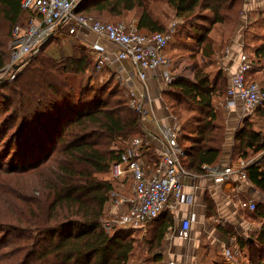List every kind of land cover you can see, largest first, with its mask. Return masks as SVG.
<instances>
[{
    "label": "trees",
    "instance_id": "1",
    "mask_svg": "<svg viewBox=\"0 0 264 264\" xmlns=\"http://www.w3.org/2000/svg\"><path fill=\"white\" fill-rule=\"evenodd\" d=\"M21 1L0 0V72L7 70L11 60L8 41L13 39V29L26 19ZM239 2L84 0L76 9L80 15L97 12L122 20L132 16L125 22L128 24L137 16V31L144 36L167 32L172 21L180 23L174 36L186 28L178 48L196 60L193 78L175 76L161 96L178 120V141L185 151L181 162L190 174H207L223 157L226 130L218 110L220 103L225 108L230 78L221 67L210 68L226 49L228 37L219 34V29L229 21L230 12L240 13ZM261 21L264 27V18ZM187 40L195 47L188 46ZM63 43L58 39L43 43L18 74L8 69L11 78L0 81V143H6L0 163L6 156L10 158V168L0 170L26 180L20 188L10 187L11 219L0 216V264L161 262L164 240L174 226L171 211H164L143 229L115 226L108 233L103 226L110 193L117 190L110 178L111 166L121 160L128 141L144 139L141 158L154 156L145 145L143 116L130 106L120 86L110 88L97 81L92 56ZM167 49L164 55L168 58ZM255 54L256 63L248 56L252 64L246 73L248 82L258 81L253 75L255 65L264 62V44ZM225 85L226 96L221 100L219 91ZM259 110L262 112L257 114L264 118V106L249 113ZM250 121L253 125L252 118ZM234 142L232 159L237 154L240 160L249 161L264 151L262 133L249 125L236 133ZM246 171L249 182L264 193L263 167L255 163ZM207 206L211 214L213 206ZM248 213L262 221L249 236L242 237L231 225L219 223L216 227L233 236L240 249H247L249 264H264V202ZM140 242L147 247V258L140 256Z\"/></svg>",
    "mask_w": 264,
    "mask_h": 264
},
{
    "label": "built area",
    "instance_id": "2",
    "mask_svg": "<svg viewBox=\"0 0 264 264\" xmlns=\"http://www.w3.org/2000/svg\"><path fill=\"white\" fill-rule=\"evenodd\" d=\"M84 0H22L21 6L26 13L23 24H17L12 32L11 60L7 67L20 71L30 60L32 52L49 40L76 41L82 46L85 41L79 37V31L85 29L100 39L115 44L120 48L118 60H130L135 66L137 78L145 82L148 72L164 68L162 74L163 86H168L174 79L173 74L168 71L169 59L164 51L169 47L179 22L174 21L165 33H157L151 36L141 35L132 23H107L91 17L77 14L76 9ZM95 55L100 52L98 69L104 63L111 66L113 63L103 60V47L99 44L91 46ZM244 53V52H243ZM96 56V55H95ZM251 60L245 54L242 55L240 64L231 75L227 92L225 108L236 109L241 104L245 113L252 112L258 107L264 106V85L259 81L248 82L246 73L251 69ZM163 87L160 92L164 90ZM134 96V97H133ZM130 106L141 113L146 124V142L149 146L154 139L160 140L163 150L160 155L161 161L152 168H145L141 163V152L144 149V139L133 138L128 141V149L121 156V160L111 166L110 178L115 184H124L128 178L132 181V194L130 197L123 196L120 191H112L108 201L109 208L115 210L110 220H104L103 226L108 233L115 226L129 229H143L152 220L159 217L164 211L175 212L179 204L184 200V177L190 174L183 166L181 159L185 151L180 147L178 141V120L171 114L172 124L167 126L147 109L146 103H153L154 96L151 91L145 92L137 97L130 91ZM264 155V153H263ZM262 157L256 160H239L233 162L229 158L227 164L221 169L213 170L215 182L222 184L230 180L232 176L244 181H249L247 169L255 163L261 165ZM262 166V165H261ZM188 201L193 202L194 196H187ZM241 205L249 211L257 208L254 200L242 201ZM107 207V206H106ZM192 229V219L183 218L179 231L181 238L187 239ZM224 258L232 262L237 249L223 246ZM168 264H176L170 261Z\"/></svg>",
    "mask_w": 264,
    "mask_h": 264
},
{
    "label": "crops",
    "instance_id": "3",
    "mask_svg": "<svg viewBox=\"0 0 264 264\" xmlns=\"http://www.w3.org/2000/svg\"><path fill=\"white\" fill-rule=\"evenodd\" d=\"M132 22L137 26V16L132 19ZM79 37H81L87 45H103V60L110 62L115 61V66L116 64L120 65L117 66L119 67L118 71L116 70L117 73H120L121 77L125 78V81L127 82L133 80V92L137 97L142 95L146 89L150 90L154 96V100L152 104L149 102L146 103L147 109L150 110L165 125L169 126L172 124L171 113L169 112L168 107L165 106L160 92L163 88L161 80L164 68L148 72L147 80L142 82L136 76L135 66L132 61H119L117 59L120 51L118 46L98 38L85 29H81L79 31ZM242 47L243 41H234L232 48H230L229 52H227L221 59L219 67L228 69L229 72L231 71V75L236 72L242 59V55H244ZM239 106H241V104H239ZM229 111L231 113H236L237 110L233 108ZM149 146L154 151V156H146L143 158L145 162L141 161L146 169L154 167L161 161L160 155L163 150L162 142L157 139L150 142ZM226 157L227 156L222 157L220 163L212 168L221 169V167L225 166L228 161ZM262 167L264 169V166ZM209 169L207 174L204 175L192 174L184 177L183 183L186 197L179 204L178 209L175 212L171 211L174 217V226L164 240V246L161 249L163 257L162 261L146 262L144 260L137 259L132 264H168L170 261H174L176 264H207V260L211 262L212 258L217 261L219 260V263L212 260L213 264H221V261L223 260L222 249L226 243H222L218 240L221 238V233L216 227L219 223L222 225H231L240 230L245 229L244 233L241 234L242 237H244V235L249 236L250 233L252 234L260 228L262 225L261 220L250 218V221H248L242 217L248 210L241 205V202L254 200L258 204L262 203L264 202V193L256 189L251 182L239 179L237 175L232 176L230 180H227L222 184L216 183L213 176V170ZM123 185L124 184H121L120 187L119 184H116L115 186L117 191H120L123 196L130 197L132 194L131 190L125 191L122 188ZM190 195L194 196L193 202H190L187 199V196ZM209 203L213 206V212H211V214L207 209V205H209ZM113 212H115L114 209L111 207L109 208V206L106 207L107 216H112ZM188 217L192 219V229L189 237L185 239L179 236V231L182 219ZM207 240H210L211 245H215L216 242L220 243L218 246L220 248L219 250H222L221 255H215L212 248H208L209 245L206 244L204 247L208 253V259L203 258L204 255H202L199 251L202 244L207 242ZM230 240L231 243L228 239L226 240L229 241V244L227 245L233 249H237V252L234 253L232 262L230 261L228 263L242 264L243 260L247 261V257L245 256L247 249H240L238 242H235L236 239Z\"/></svg>",
    "mask_w": 264,
    "mask_h": 264
},
{
    "label": "rangeland",
    "instance_id": "4",
    "mask_svg": "<svg viewBox=\"0 0 264 264\" xmlns=\"http://www.w3.org/2000/svg\"><path fill=\"white\" fill-rule=\"evenodd\" d=\"M236 8L240 9V13L238 14L237 11H232L230 12V19L226 24H223L222 27H220L219 29V34L222 33L225 36L228 37V39L226 40V42L224 43V45L226 44V49H224V54L220 57V59L218 60V63L216 66H213L210 68V70H214L219 68V63L221 62V59L225 56V53L229 52L230 48H232V45L234 43V41H243V47L242 50H244V54L246 56H249L252 60L254 59L255 63L258 61L255 51L257 48H259L260 46H262L264 44V27H261L262 25V19L264 18V0H240L239 4L237 5ZM84 15H87L86 12L84 11L83 13ZM99 14L97 12H94L93 15H87L90 16L91 18H95L99 21L102 22H108V23H119V22H130L129 18H132V16L125 18V20H122L120 17H110L107 14H103L102 16H98ZM238 17V18H236ZM174 20V19H173ZM173 22V21H172ZM180 24V23H179ZM179 26V25H178ZM178 30V27L177 29ZM182 34L174 36L173 34V38L172 41L170 42V45L167 49V56L169 59V66L168 71L173 74V76H183V77H187V78H193V74H194V65L196 64V60L194 59H190L189 54L183 51H180V49L178 47H180L179 42H181V40L184 38L185 36V32H186V28L183 26L182 27ZM218 30V27L216 28L214 34L216 33V31ZM246 38V39H245ZM95 41V40H94ZM8 46L9 48L11 47V43L10 41H8ZM188 46L190 47H195V44L192 43V41H186ZM66 46H75V48L77 50H81L84 51L86 54H89L90 56H92L94 58V62H95V68L97 66L96 69V73L97 76L99 78V80L101 83H108L110 85V88L116 87V86H120V89L123 91L124 96L126 97V99L128 100V102H130V98H127V92L130 91L133 95V87H132V82L133 80H130V82L125 81V78L121 77L120 73H117L118 68L117 65H114V62L111 66H109L108 64L104 63L103 66L98 69V63L97 61L99 60L96 57H101L100 52H97L95 55L92 53V49H91V45H86V46H82V44H80L79 40L76 41H64V43ZM245 44V47H244ZM102 47H104L103 45H101ZM54 48V47H53ZM188 52V51H187ZM185 56V57H182ZM102 58V57H101ZM200 59V58H199ZM250 59V60H251ZM224 69V72L227 74L228 79L231 78V71L229 72L228 69L226 68H222ZM22 70V69H21ZM20 70V71H21ZM117 70V71H116ZM19 71V72H20ZM19 72H12L13 74H18ZM11 72H9L8 70L5 71H1L0 72V81L3 79H9L11 78ZM253 77L258 80L263 82L264 81V62L262 61L261 63H258V65H255V73L253 75ZM166 87V86H163ZM227 87L225 85V87L221 88V90L219 91V94L221 96V100L225 99L226 96V92H227ZM167 88V87H166ZM164 88V89H166ZM134 97V96H133ZM164 97L162 96V100L165 103V106L168 107V110L170 108V105L168 104L166 99H163ZM227 102V100H226ZM225 102V105H226ZM220 108H219V113H220V122L223 124L224 129L226 130V146L224 147V151H223V157L227 154L226 159L229 160V158L231 157V151H233V145L235 144L234 139H235V135L236 133L245 125H249L250 127L252 126L254 129L260 131L264 137V118L261 117V115H258V112H262V110L256 111L254 114L253 113H245L241 107L242 106H238L236 107L235 110L236 113H231L227 108H224V106L222 105V103H220ZM171 109V108H170ZM171 111L173 113L174 110L171 109L169 110V112L171 113ZM258 113V114H257ZM252 118L253 120V125L249 122L250 119ZM145 122V121H144ZM17 143V142H16ZM5 142L0 143V152L3 151V149L5 148ZM59 147V145H57L55 147V150L53 152L52 155H54V153L56 152L57 148ZM264 151L258 155H254L251 156V158L249 160H256L259 156L262 155V157L259 159L261 160V165L264 166V155H263ZM236 154V152H235ZM51 155V156H52ZM46 156H48V153H46ZM50 156V157H51ZM236 154L235 156H233L232 161L233 162H239V157ZM142 162H145V160L143 158ZM0 167L2 168H10V158L6 156V158L3 159V163H0ZM33 179L29 180V183L32 182ZM26 182V180L24 179L23 176H10V175H4L1 173L0 170V216L2 217H7L10 218L13 216V207L9 204L8 200H9V195H10V187H21L24 183ZM125 191L127 190H131L132 192V181L130 179H127L122 187ZM121 188V190H122ZM108 207V206H107ZM107 220H110L111 216H107L106 215ZM245 220L250 221L249 219L251 218L248 211H246L243 216H242ZM106 219V218H105ZM229 232H236L237 231L235 229V231H232L230 229H228ZM239 232L238 234H243L245 229H237ZM249 234V233H248ZM2 236V233L0 231V238ZM246 236V235H244ZM236 237V236H234ZM233 236L229 237L227 235L224 234V232H221V238L218 239L220 240L222 243H226L225 245L229 244V241L231 243V240ZM148 239V238H147ZM229 241H226V240ZM146 240V239H145ZM144 242V241H143ZM143 242H140V247L142 248V255L141 258H147L145 250L147 249V247L145 246V244ZM208 242V243H207ZM207 242L202 244V247L200 249V253H202V255H204L203 258L208 259V253L205 249V245L208 244V248H212V250L214 251L215 255H221V251L219 250V244L218 242L215 243V245H211L210 240H207ZM228 246V245H227ZM2 248H0L1 250ZM222 258L223 260L221 261V264H229L228 260H226L224 258V255L222 253ZM245 256L247 257V253L245 254ZM245 257V258H246ZM212 260L214 262H218L219 260H215V259H211V262L209 260H207V264H213ZM247 261H242V264H249L248 263V258L246 259ZM215 264V263H214Z\"/></svg>",
    "mask_w": 264,
    "mask_h": 264
},
{
    "label": "water",
    "instance_id": "5",
    "mask_svg": "<svg viewBox=\"0 0 264 264\" xmlns=\"http://www.w3.org/2000/svg\"><path fill=\"white\" fill-rule=\"evenodd\" d=\"M44 43H46V42H44Z\"/></svg>",
    "mask_w": 264,
    "mask_h": 264
}]
</instances>
